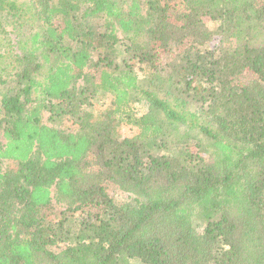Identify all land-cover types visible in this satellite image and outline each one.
I'll use <instances>...</instances> for the list:
<instances>
[{
  "label": "trees",
  "instance_id": "obj_1",
  "mask_svg": "<svg viewBox=\"0 0 264 264\" xmlns=\"http://www.w3.org/2000/svg\"><path fill=\"white\" fill-rule=\"evenodd\" d=\"M0 138V264H264V0H0Z\"/></svg>",
  "mask_w": 264,
  "mask_h": 264
},
{
  "label": "rangeland",
  "instance_id": "obj_2",
  "mask_svg": "<svg viewBox=\"0 0 264 264\" xmlns=\"http://www.w3.org/2000/svg\"><path fill=\"white\" fill-rule=\"evenodd\" d=\"M78 84H80V80L78 81ZM62 127L65 128L67 132H73L75 130V128L68 122H65ZM122 133H123L124 136L126 135L125 131H123ZM0 140H1V138H0ZM51 191H52V198H53L54 189L52 188ZM52 203H53V206H54L53 213H57V212H59L60 210L63 209V207L60 204L56 203L55 198L52 199Z\"/></svg>",
  "mask_w": 264,
  "mask_h": 264
}]
</instances>
